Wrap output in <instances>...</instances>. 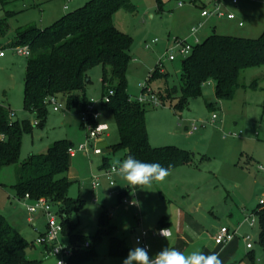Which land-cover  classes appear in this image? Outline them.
I'll use <instances>...</instances> for the list:
<instances>
[{"label": "rangeland", "instance_id": "rangeland-1", "mask_svg": "<svg viewBox=\"0 0 264 264\" xmlns=\"http://www.w3.org/2000/svg\"><path fill=\"white\" fill-rule=\"evenodd\" d=\"M89 1L10 0L6 5L0 3V24L5 21L10 27L7 35L0 36V45L10 41L19 27L35 25L45 28ZM161 1L163 11L158 12L157 0H130L132 9L122 8L114 17L115 25L134 38L132 60L127 71V91L134 100L143 94L142 85H149L156 94L166 87L179 86L182 60H167L166 49L177 36L182 40L190 38L192 26L197 25L200 19L201 9L192 0ZM183 1L184 6L180 7L179 2ZM65 5L69 8L65 9ZM237 13L243 19L244 27H238L237 20H218L215 21V33L246 38H257L262 34L264 0H242ZM204 38L200 35V39ZM155 39L157 43L147 48ZM187 41L194 42L193 39ZM5 51L6 56L0 58V104H11L15 111L14 120L30 118L34 122L36 117L23 107L27 58L15 54L10 48ZM161 62L167 76L148 81L150 73ZM103 72L102 65L89 71L91 83L84 93L88 104L94 105L100 113L98 122L108 126L104 134L97 140L88 141L89 129L82 119V112L69 107L67 97L58 94V110L49 103L46 120L40 125H33V131L23 135L19 163L0 166V212L29 242H33L27 257L37 260V264H58L61 260L60 256H47L44 246L36 241L38 231H45L48 220L40 209L31 214L28 207L35 203L16 195L13 185L17 181V171L30 157L44 154L55 141L66 139L73 143L75 150L66 173L72 181L69 195L84 200L82 208L72 213L77 233L95 236L102 227L99 218L104 213L105 221L114 234L133 248L141 246L136 244V238L143 230L152 232L159 228L158 216H176L184 210L206 225L211 220H217L219 228L222 225L237 228L240 246L242 243L245 248L247 242L242 237L250 236L256 261L264 264V249L259 240L260 219L253 213L264 197V171L258 169L259 166L264 167V115L261 108L264 101V66L242 71L240 82L243 87L232 101H218L212 87L205 85L203 95L192 100L180 114L172 106L177 99L172 104L166 102L162 106H146L150 144L154 147L177 145L193 153L194 163L177 167L163 181L154 182L150 190L139 187L129 193L128 198L139 204V210L133 207L127 209L122 199L119 200V192L129 184L115 172L112 175L114 185L111 186L104 175L108 167L100 168L105 156L93 153L96 147L104 153L108 145L119 141L114 114L103 107ZM76 93L81 95L83 92ZM211 101L215 104L212 111L207 107V102ZM214 113L218 118L213 121ZM192 124H197L199 129L189 137L187 129ZM231 133L239 135L232 136ZM86 142L89 144V155L86 150H78ZM123 154L118 152L106 156L113 165L115 161L124 159ZM94 176L101 177L97 189H93ZM95 198L98 202H94ZM52 209L58 212L57 220L62 222L59 207L54 205ZM250 219L255 221L253 226ZM147 240L149 247L155 250H162L169 242V239L151 235ZM60 243L66 248L72 247V251L84 247H74L64 234ZM92 249H95L96 256L81 264H122L127 256L110 254L108 236L93 244Z\"/></svg>", "mask_w": 264, "mask_h": 264}, {"label": "trees", "instance_id": "trees-1", "mask_svg": "<svg viewBox=\"0 0 264 264\" xmlns=\"http://www.w3.org/2000/svg\"><path fill=\"white\" fill-rule=\"evenodd\" d=\"M9 1L0 0V3L6 5ZM122 8L131 10L130 0H91L45 28L28 25L16 29L14 37L0 46L7 49L27 45L31 50L26 63L23 107L36 117L38 125L46 120L49 99L58 94L67 96L69 107L86 111L88 100L84 91L91 83L89 71L102 65V96L109 89L114 90L110 100L103 102V107L112 110L119 132V141L108 147L112 154L122 152L124 158L131 155L142 162L159 163L170 168V172L179 166L193 164L194 155L188 150L176 145L154 147L150 144L147 104L132 99L127 91L134 38L115 25L114 16ZM157 10L163 11L161 0H157ZM3 23L0 24V36L7 35L10 30L9 25ZM260 66H264V31L257 38L213 33L195 44L190 55L182 61L179 86L166 87L157 95L162 105L172 104L177 99L172 106L180 114L192 100L203 95L204 85L212 80L216 99L230 101L243 87L240 82L242 71ZM160 68L158 65L150 73L148 81L167 76ZM77 91L83 93L80 95ZM207 107L212 111L214 103L207 102ZM261 107L264 115V101ZM14 115L9 106L0 104V134L4 135L3 140L0 138L1 167L19 163L23 135L33 131V122L29 118L14 120ZM72 146L71 141L57 140L46 153L25 161L18 169L13 185L16 195L29 194L32 200L44 197L57 205L63 215V234L74 247H83L87 240L97 244L103 236H108L110 254L125 256L131 248L114 234L104 213L99 218L102 227L95 236L76 232L72 213L82 208L84 200L69 196L71 182L66 173ZM109 161L104 157V167L111 166ZM138 188L128 185L119 192V199ZM253 213L259 215V240L264 248V205L259 203ZM93 244L91 242L89 248L73 250L67 264H81L95 257ZM32 246L33 242H29L0 212V264H37V260L27 257Z\"/></svg>", "mask_w": 264, "mask_h": 264}, {"label": "built area", "instance_id": "built-area-1", "mask_svg": "<svg viewBox=\"0 0 264 264\" xmlns=\"http://www.w3.org/2000/svg\"><path fill=\"white\" fill-rule=\"evenodd\" d=\"M241 0H192V3H195L199 6H201L202 8V16L205 18H218V19H222V18H227L229 20H233L236 18V14L233 12H228L227 10L224 9V4L225 3H229L233 6H238ZM184 5V1L183 2H179V6H183ZM65 9H68V5H65L64 7ZM239 25L242 26L243 23L239 22ZM201 24H199L197 27H193L192 28V33H195L198 30V27H200ZM157 40H152L146 47L149 48L150 45L156 44ZM198 42H196L197 44ZM195 44H191L186 40H182V39H177L174 38L173 40V44L171 46H169L166 49V54L165 57L167 60L169 61H175V60H184L186 59L190 53L193 50V46ZM13 50V52L17 55L20 56H24L26 58H29L31 55V50L29 48V46L27 45H23V46H17V47H12L10 48ZM6 49H2L0 48V58L4 57L6 55ZM162 64V62H161ZM142 91L143 94L137 99V101L141 104H150L152 106H162V103L158 97V95L149 87V85L144 86L142 85ZM114 94V90L113 89H109L108 93L103 97L102 101L103 102H108L110 100V97ZM52 103L55 105V110H58V104L56 102V97L53 96L49 99L48 104ZM100 117V113L97 111L96 107L94 105H87V110L82 112V119L85 123V126L89 129V137H88V141L90 140H97L102 134H104L107 129L108 126L106 124H100L98 122V119ZM218 116L217 114H213L212 115V119L213 121L215 119H217ZM94 121L97 122L96 125H94ZM33 125H38V122L35 121L33 123ZM199 129V126L197 124H192V126L190 127V129L188 130V134L193 135L195 132H197V130ZM230 135L232 136H238L239 134L237 133H231ZM0 138L3 140L4 139V135L0 134ZM89 147L88 142H86V144L80 146L78 148L79 151L82 150H86L87 151V155L90 154V152L87 150V148ZM75 150L70 149V154H74ZM94 154L96 155H100L102 154V149L100 147H96L93 151ZM260 170L264 171V167L260 166L259 167ZM115 172L113 171L112 165L109 166L105 172L104 175L106 176V178L109 180V183L111 186L114 185V181L112 180V175ZM94 181H93V186L94 188H98L100 186V176H94ZM24 199H30V195L26 194L24 196ZM132 199L128 198V196H124L122 197V203L128 206H135L138 207V204H133L132 203ZM35 205L33 206H29L28 207V211L33 214L35 213L38 209L42 210V212H44V215L47 217V225H46V230L45 232L41 233L38 238H37V243L49 248V255L52 256H60L61 260L63 262V264H67V260L69 259V257L72 254V247L71 248H66L64 247L61 243H60V237L63 234V224L61 221H58V212H55L52 207L54 206L53 203H51L50 200H48L47 198H39L37 200L34 201ZM260 204L264 205V197L260 200ZM246 220H249V218H247ZM251 221V226L254 225L255 221L254 219H250ZM160 229H164V228H158L156 230H153L152 232H148L147 230H143L141 235L138 236L140 238V244L141 246H148V250H149V244L147 242V238L151 235V236H160L159 230ZM146 233V234H145ZM238 234V230L237 228H230L227 225L221 226L220 228H218L213 235V239L215 244L217 245H225L228 244L229 242H231ZM162 237V236H160ZM244 239V241L247 242L246 246L247 248H252V242H250L251 237L250 236H243L242 237ZM91 246V242L90 241H86L84 243V247L85 248H89Z\"/></svg>", "mask_w": 264, "mask_h": 264}, {"label": "crops", "instance_id": "crops-1", "mask_svg": "<svg viewBox=\"0 0 264 264\" xmlns=\"http://www.w3.org/2000/svg\"><path fill=\"white\" fill-rule=\"evenodd\" d=\"M241 1H240L238 6H233V5L229 4V3H225L224 4V9L225 10H227L228 12H233V13L236 14V18L235 19H233V20H229L228 19V21L237 20L238 21V23H237L238 27H244L245 26L244 22H243V19L240 18V16H238V13H237L238 9L240 8ZM183 6H181V7H183ZM199 8L201 9V12H202L201 6H199ZM201 12H200V19H198V21L196 23L197 25L192 26V28L193 27H197L199 24H201V26L198 27V30L195 33H192V29H191L190 38H188V39L186 38V41L187 40H192V39L194 40V42H192L191 44H196V42H201L206 37H208L209 35L215 33L216 29H217V24L215 23V21L227 20V18H222V19L205 18V17L202 16ZM239 22H242L243 25L240 26ZM200 35L204 36L205 38L204 39H200ZM175 38L180 39L179 36H177ZM159 65L161 67L160 71L163 72V73H167L166 71L163 70V65L161 63ZM205 85L212 87V90H213L214 95H215V83L211 80V81L207 82ZM205 85H204V87H205ZM204 87H203V91H204ZM65 97H67V96L65 95ZM230 101H232V100H230ZM223 102L225 103V101H223ZM191 103H192V101H191ZM5 106H9L14 111V109L11 107L10 103L5 105ZM214 109H215V104H214ZM34 122H35V120H34ZM189 129L190 128L187 129V133H188ZM195 133L193 135H195ZM148 135H149V133H148ZM193 135L188 134L189 137L193 136ZM107 136H109L108 133H107ZM185 141H189V138H185ZM104 144H106V143H104ZM109 146L110 145L107 146L106 152L102 153V155L105 156V157H108L106 155H111L112 154L111 149L108 148ZM73 155L71 154V156H73ZM106 167H108V166H106ZM106 167H104V160H103V163L100 166V168L104 169ZM69 181L72 184V181L70 179H69ZM93 189H97V188H94V186H93ZM27 200H30V201H33V202L35 201V200H32L31 198L27 199ZM94 202H98V199L95 198ZM125 206H126L127 209H129L130 207H133V208H135L137 210L140 209L139 208V204H138V207L128 206V205H125ZM209 206H210V208H214L213 205H209ZM199 207L202 208V204H200ZM158 218H160L157 221V226L159 228L160 227L170 228V230H171V236L168 238L169 242L166 244L165 247H174V248L184 252L185 254H187V253H189V252H191L193 250H196V249L201 250L205 254H210L211 252H220L221 253L220 258L223 261V264H258L257 261H256V256L254 254V246L252 248H247V246H246V248H245L244 246H242V243H241V246H240V239H239L240 237L236 236L231 242H229L228 244H225V245H217V244H215L214 239H213V235H214V232L219 228L217 220H211L206 225L204 223H201V221L197 220L193 215L187 214V212L184 211V210H180L176 214V216L175 215H173V216H167V215L166 216H161L160 215V216H158ZM215 218L217 219L218 217L216 216ZM161 220L163 222L160 224ZM34 224H36V221H34ZM45 230H46V228H45ZM38 232H39V235L41 233H43V232H40V231H38ZM190 232H195L196 236L193 237L192 235H190ZM147 242H148V240H147ZM44 251H45L47 256H51V255H49V248L44 246ZM148 251H149V255L152 256L155 253L159 252L160 250H155V249H152L150 247Z\"/></svg>", "mask_w": 264, "mask_h": 264}, {"label": "clouds", "instance_id": "clouds-1", "mask_svg": "<svg viewBox=\"0 0 264 264\" xmlns=\"http://www.w3.org/2000/svg\"><path fill=\"white\" fill-rule=\"evenodd\" d=\"M112 168L130 186L140 187L144 190H150L154 182H161L170 174V168L159 163L142 162L131 155L123 160L115 161ZM132 203L136 204L137 202L133 200ZM158 234L168 240L171 230L170 228L160 229ZM190 235L195 237L196 233L190 232ZM136 244H140L139 237L136 238ZM220 255V252L205 254L199 249L185 254L174 247H165L150 256L147 245L135 246L129 249L122 264H223ZM58 264H63V262L58 261Z\"/></svg>", "mask_w": 264, "mask_h": 264}]
</instances>
